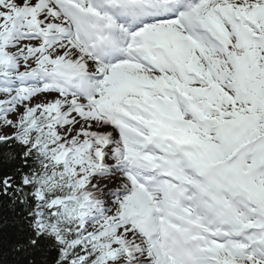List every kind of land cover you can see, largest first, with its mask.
<instances>
[{"label": "snow or ice", "instance_id": "1", "mask_svg": "<svg viewBox=\"0 0 264 264\" xmlns=\"http://www.w3.org/2000/svg\"><path fill=\"white\" fill-rule=\"evenodd\" d=\"M0 264H264V0H0Z\"/></svg>", "mask_w": 264, "mask_h": 264}]
</instances>
